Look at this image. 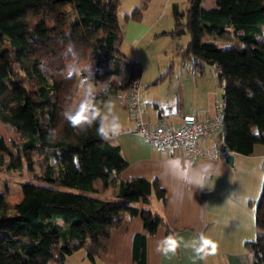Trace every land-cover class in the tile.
Here are the masks:
<instances>
[{
	"label": "trees",
	"instance_id": "trees-1",
	"mask_svg": "<svg viewBox=\"0 0 264 264\" xmlns=\"http://www.w3.org/2000/svg\"><path fill=\"white\" fill-rule=\"evenodd\" d=\"M150 1L142 0L126 18L140 20ZM201 3L189 0L186 14L175 13L172 34H190L179 55L196 68L200 61L216 66L224 95V125L218 136L229 154L252 155L257 143L264 144V40L257 39L264 34V0H216L210 9ZM119 4L120 0H0V59L5 67L0 73V122L20 135L31 166L35 152L46 163L42 182L24 183V196L15 207L2 204L0 197V264H62L67 255L83 247L95 262L107 251L111 231L122 224L125 214L140 216L144 222L145 233L134 237L133 260L146 264L147 236L161 226L171 232L161 215L132 205L139 201L150 204L153 195L166 201L157 179L120 181V173L128 166L121 147L98 136L96 125L77 133L65 118L60 120V83L53 67L69 44L75 46L78 58L90 56L94 61V82L113 76L107 94L101 91L98 96L104 105L123 91L129 92L130 99L133 82H140V64L129 60L118 47L122 38ZM63 5L71 6L75 15L69 35L60 32L54 40L51 32L41 28L48 22L65 24L69 15L62 11ZM43 10L44 23L39 24L36 17ZM206 30L212 39L205 38ZM217 38H236L239 44L224 49ZM13 63L28 80L38 83L34 93L26 89ZM125 72L126 79L119 83L116 77ZM50 131L54 132L51 138ZM5 153L12 155V150L0 134V166L17 168L13 158L6 161ZM97 179L106 186L118 185L117 197H98ZM60 218L63 224L58 222ZM256 228V238L246 241V247L255 264H264L263 212L257 213Z\"/></svg>",
	"mask_w": 264,
	"mask_h": 264
},
{
	"label": "crops",
	"instance_id": "crops-1",
	"mask_svg": "<svg viewBox=\"0 0 264 264\" xmlns=\"http://www.w3.org/2000/svg\"><path fill=\"white\" fill-rule=\"evenodd\" d=\"M140 37L138 34L133 39ZM182 61L184 62L183 59ZM205 63L200 61L198 68L194 66L193 70H189V66L193 64L190 61L183 64L184 69L177 68L176 72L175 68L168 80L166 79L168 82L166 86L165 83L158 85L157 82L152 84L151 81L142 84L143 80L140 78L139 104L144 110L142 119L153 126L160 124L178 126L181 116L185 113H194L198 118L215 115L216 100L221 102L218 97V83L215 81L214 84L215 79L212 77L208 81ZM212 66L217 74L216 66ZM173 78H177L178 81L174 83ZM128 96L129 92L123 91L113 96L117 101L111 103L113 111L120 118L122 130L109 141L121 147L122 155L128 162V166L120 173L119 180L126 181L133 177L157 179L160 187L166 192V201L163 203L153 195L150 204L139 201L132 205L140 210L148 208L161 215L171 229V232H168L166 227L161 226L156 233L147 236L146 264H249L251 251L246 247V241L256 238L257 213H264L262 197L264 145L255 146L252 155L233 153V166L226 161L229 153L221 160L207 157L191 158L179 147L153 146L136 131ZM104 110L107 111L106 107ZM202 144L205 147L223 146L222 138L218 134L209 137ZM174 157L190 160L197 166H208L205 188L178 186L167 176L163 167L164 162ZM254 158H261V161L246 169L248 171L253 167L254 172L263 174V187H260L261 190L256 196L236 194V179L233 173L239 175L241 163ZM94 183L98 197L103 199L117 197L118 185L106 186L101 179ZM177 191L182 194L176 195ZM58 222L63 224L64 220L60 218ZM138 233H145L142 218L125 214L122 224L111 231L107 251L101 252L96 259L102 260L105 264H134L133 242ZM201 233L217 245L215 254H211L209 250L207 255H197L190 246H186ZM169 234L175 235L178 239L182 238V243L175 254L165 255L157 251V246L159 241Z\"/></svg>",
	"mask_w": 264,
	"mask_h": 264
},
{
	"label": "rangeland",
	"instance_id": "rangeland-1",
	"mask_svg": "<svg viewBox=\"0 0 264 264\" xmlns=\"http://www.w3.org/2000/svg\"><path fill=\"white\" fill-rule=\"evenodd\" d=\"M142 4V0H120V4L117 10V17L119 24L122 29V38L118 44L119 50L132 61H136L140 64L142 70V84L145 82H157L158 85L164 86L168 85L166 79L172 75L173 70L177 72V68L184 69L185 63L187 61H182L179 53L186 49L189 41L190 34L186 32L181 36H175L172 31L175 29L176 24V11L187 13L189 8V0H151L147 8L143 11L140 20L127 19L126 15H130L135 8H138ZM202 6L206 9L214 8L216 6V0H202ZM62 11L68 13V18H66L65 24H56L55 22L44 23V16L46 11L43 10L36 17L37 22L42 24V31L51 32V36L57 39V35L61 32L65 35H69V23L75 15V10L69 5H63ZM186 17L183 18V22ZM141 29H140V28ZM138 29L140 31L138 32ZM141 36L139 39H133L135 35ZM205 38L212 39L213 36L207 30L205 31ZM216 41L224 49L232 48L239 44L236 38H217ZM263 41V40H261ZM71 45V44H69ZM68 45V46H69ZM67 46V47H68ZM10 53H14V49L8 44H5ZM64 47L61 50L60 61L54 65L53 69L57 70L56 78L59 81V91L60 95L57 98V102L61 106L60 110V120L64 119L63 113L68 109L70 105H75L80 99L76 92V85L79 77L68 78L65 73V66L72 61V57L66 55V49ZM80 66L83 68L89 64H92L93 75L95 72V63L90 58V56L84 59L78 58ZM202 62V61H201ZM206 65V77L210 81L211 77L216 83V70L214 66L205 63ZM13 67L19 70L20 78L28 91L34 93L38 83L36 81H30L20 70L17 63H13ZM188 68V67H187ZM194 66H189V70H193ZM5 71L4 63L0 59V73ZM176 74V73H174ZM127 73L116 77V80L120 82V77L122 78V83L126 79ZM93 79V77H92ZM103 80L100 85L96 83L97 89H102L108 81ZM174 83L178 81L177 78H173ZM168 80V79H167ZM94 81V80H93ZM165 81V82H164ZM163 86V87H164ZM218 97L222 101L223 89L218 83ZM144 85H142V89ZM116 99L110 97L107 101V105L114 102ZM117 101V100H116ZM112 105V104H111ZM107 109V108H106ZM253 132L257 134V130L253 129ZM0 134L5 138L7 143L10 145L12 150V155L4 154L6 161L9 162L13 158L17 168L9 170L6 166H0V197H3L1 201L2 204L9 206L10 208L15 207L23 198L24 190L22 185L24 183H41V174L44 171L46 165L44 157L40 153L32 154L31 166L29 160V153L23 147L22 138L16 132L15 128L9 125H5L0 122ZM15 142L13 145L12 142ZM264 145L257 143L255 146ZM261 161V158H254L250 161H244L241 163L240 169H238L239 175L233 173L236 179L235 193L247 195H257L260 192V187H263L262 177L263 174H257L258 172L253 171V167L247 171L248 166H252L254 163ZM257 165V164H255ZM49 264H56L49 263ZM62 264H105L100 259H96V263L89 260L87 256V249L85 247L74 251L72 254L67 255Z\"/></svg>",
	"mask_w": 264,
	"mask_h": 264
},
{
	"label": "clouds",
	"instance_id": "clouds-1",
	"mask_svg": "<svg viewBox=\"0 0 264 264\" xmlns=\"http://www.w3.org/2000/svg\"><path fill=\"white\" fill-rule=\"evenodd\" d=\"M258 40H264V34L257 37ZM66 55L72 57V61L65 66V73L68 78L79 77L76 85L75 94L80 97L75 105H70L63 113L64 118L70 126L77 131L86 132L93 125H96L97 135L104 140L118 136L122 130L120 118L113 111L111 104L104 105L98 99L99 93L103 91L107 94V87L103 89L96 88V82L93 81L92 64L81 67L78 62V54L74 45H69L66 49ZM113 76L103 84L111 82ZM122 83V78L120 77ZM107 108V111L104 108ZM50 138L54 132L49 133ZM164 171L178 186L190 185L192 188H205L207 179V167L205 165H194L192 161L174 157L164 162ZM182 193L177 191L176 195ZM193 194V192H192ZM182 243V238H177L173 234L165 236L159 241L157 251L163 254H175ZM186 246H190L197 255H207L209 250L215 254L217 245L212 242L203 233L191 240ZM249 264H254V256L249 253Z\"/></svg>",
	"mask_w": 264,
	"mask_h": 264
},
{
	"label": "built area",
	"instance_id": "built-area-1",
	"mask_svg": "<svg viewBox=\"0 0 264 264\" xmlns=\"http://www.w3.org/2000/svg\"><path fill=\"white\" fill-rule=\"evenodd\" d=\"M140 87V82L135 80L131 87L129 109L135 119L136 131L151 145L179 147L191 158L207 157L221 160L228 154L223 146L201 145L223 129L222 105L219 100H216L217 112L213 116L198 118L194 113H185L181 116L178 126L173 124L153 126L142 119L144 110L139 104Z\"/></svg>",
	"mask_w": 264,
	"mask_h": 264
},
{
	"label": "water",
	"instance_id": "water-1",
	"mask_svg": "<svg viewBox=\"0 0 264 264\" xmlns=\"http://www.w3.org/2000/svg\"><path fill=\"white\" fill-rule=\"evenodd\" d=\"M222 97H224V95H222ZM226 161L227 163H229L231 166H233L234 161H233V153H230L226 156Z\"/></svg>",
	"mask_w": 264,
	"mask_h": 264
}]
</instances>
